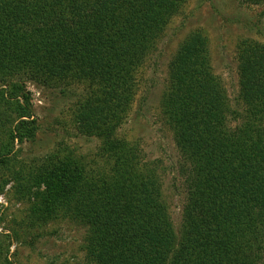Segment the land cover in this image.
Segmentation results:
<instances>
[{"label":"trees","instance_id":"1","mask_svg":"<svg viewBox=\"0 0 264 264\" xmlns=\"http://www.w3.org/2000/svg\"><path fill=\"white\" fill-rule=\"evenodd\" d=\"M187 3L0 0V195L11 186L32 203L37 225L65 217L85 227L86 264H264L263 45L241 46V109L232 108L201 34L189 35L170 63L162 115L182 159L180 231L157 170L139 145L117 138L140 72ZM28 84L79 98L74 122L81 136L105 138L102 165L86 168L63 148L19 158L38 133ZM2 239L0 264H13Z\"/></svg>","mask_w":264,"mask_h":264},{"label":"rangeland","instance_id":"2","mask_svg":"<svg viewBox=\"0 0 264 264\" xmlns=\"http://www.w3.org/2000/svg\"><path fill=\"white\" fill-rule=\"evenodd\" d=\"M193 33L208 39L213 72L222 80L232 108L241 109L240 50L245 42L264 46V6L243 0H188L138 76L136 102L117 138L139 145L142 160L157 170L177 231L182 226L187 193L179 172L182 159L173 131L162 115V101L169 84L170 63L180 45ZM28 90L32 94L38 133L36 144L24 145L19 158L32 162L63 148L74 153V160L81 161L86 168L102 165L100 150L105 138L81 136L74 122L79 98L64 101L58 90L49 91L33 84H28ZM72 90L82 97L86 92V89ZM10 187L0 195V234L7 237L2 241L11 246L12 263L86 264L87 229L65 217L37 225L32 218V203L15 196Z\"/></svg>","mask_w":264,"mask_h":264}]
</instances>
